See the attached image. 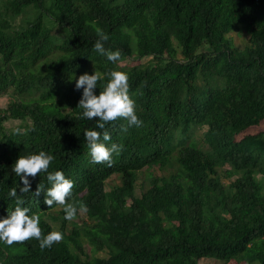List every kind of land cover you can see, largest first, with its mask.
<instances>
[{"label":"trees","instance_id":"trees-1","mask_svg":"<svg viewBox=\"0 0 264 264\" xmlns=\"http://www.w3.org/2000/svg\"><path fill=\"white\" fill-rule=\"evenodd\" d=\"M99 30L109 34L106 48L121 51L119 61L94 48ZM243 32L237 46L231 34ZM95 70L97 94L112 70L129 74L143 120L106 123V143L123 145L111 164L91 158L85 130L103 129L99 118L80 115L83 89L75 87ZM6 93L0 218L17 206L16 187L42 234L54 231L42 204L47 174L30 177L32 190L21 193L12 169L20 155L41 150L55 156L49 171L62 168L74 181L69 202L85 217L69 229L65 206L54 204L63 239L50 247L35 237L0 241V264H264V131L246 134L264 122V0H0ZM199 130L203 146L194 139ZM145 169L151 180L137 196ZM114 175L121 185L107 192Z\"/></svg>","mask_w":264,"mask_h":264},{"label":"clouds","instance_id":"clouds-1","mask_svg":"<svg viewBox=\"0 0 264 264\" xmlns=\"http://www.w3.org/2000/svg\"><path fill=\"white\" fill-rule=\"evenodd\" d=\"M108 40L109 34L99 30V39L96 40L94 48L101 55H105L108 60L117 62L121 59V51L106 48L104 42ZM101 75L96 70L94 73L84 72L76 80L75 87L78 90L83 89L79 101V108H82L80 115L89 120L99 118L97 123L99 128L103 129V131L96 128L85 130L84 135L88 141L91 158L93 162H108L111 164L113 154L121 151L123 145L106 143L111 140V133L107 130L106 123L124 118L127 121V126H140L143 124V120L137 114L136 102L129 93V74L120 70H112L109 73L110 79H108L106 86L97 94L96 88ZM127 126H122L125 131H127ZM25 131L26 129L19 127L15 129L18 134ZM54 160V154L41 150L26 156L20 155L13 164L12 169L23 181L19 189L21 193L32 190V179L30 177L35 178L37 174L46 173L51 187H47V192L42 198V204L47 208L45 220L50 212L57 209H59V215H61L60 208L53 207L54 204L64 205L65 218L71 220L77 215V207L69 202L74 181L66 176L65 170L62 168L49 171ZM63 165L65 167L64 162ZM42 191H44V188L39 184L35 193L39 195ZM10 196L16 198L17 206L7 216L0 218V241L12 244L16 241H24L35 237L40 240L41 247H50L54 242L63 239V234L60 231L42 234L39 215L33 213L30 208L21 206L23 200L21 196L17 195L16 187L11 188Z\"/></svg>","mask_w":264,"mask_h":264},{"label":"rangeland","instance_id":"rangeland-1","mask_svg":"<svg viewBox=\"0 0 264 264\" xmlns=\"http://www.w3.org/2000/svg\"><path fill=\"white\" fill-rule=\"evenodd\" d=\"M19 22H20V19H18L16 21V24H18ZM231 36L234 37V40H235V43L237 46H239L242 42H246V40H247L246 32H243L240 35L233 33V34H231ZM148 61H149V58L143 60L142 64L147 63ZM128 65H132V62L128 63ZM10 98H11L10 95L7 93L4 95H0V109H5L7 107ZM20 123L21 122H19V121H17V122L10 121L7 125L9 127H11V126L20 125ZM262 131H264V122L258 127H254V128L249 129L246 132V134H256V133H259ZM202 133H204V130H199L194 134V139L196 140V142L200 146H203ZM155 171L157 172V169ZM157 175L158 176L162 175V171H158ZM138 177H139V179L137 181V189H136L135 193L137 196H140L148 188L151 177H150L149 173H147L146 169L143 170L142 172H140L138 174ZM117 185H121V179L118 177V175H114L111 179H109L107 181L106 191H111V189ZM84 217H85V213L83 211H79L75 217H73L71 220H68V222L66 221V223H65L66 227L68 226L69 229H72L75 225H78L81 228L83 226V218ZM46 220L51 224L54 231H60L61 233H63L61 231V227L64 223V220H63L62 216L59 215V209L50 212L48 214V216L46 217ZM85 250L89 252L91 250V246L90 245L86 246ZM98 256L106 257L107 254L105 252H100L98 254ZM199 264H223V263H221L217 260H214V259H202L199 261Z\"/></svg>","mask_w":264,"mask_h":264}]
</instances>
